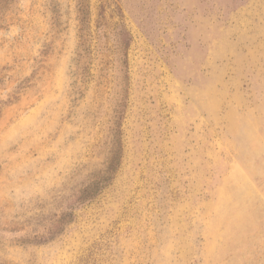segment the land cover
<instances>
[{"label": "rangeland", "instance_id": "obj_1", "mask_svg": "<svg viewBox=\"0 0 264 264\" xmlns=\"http://www.w3.org/2000/svg\"><path fill=\"white\" fill-rule=\"evenodd\" d=\"M0 264H264V0H0Z\"/></svg>", "mask_w": 264, "mask_h": 264}, {"label": "trees", "instance_id": "obj_2", "mask_svg": "<svg viewBox=\"0 0 264 264\" xmlns=\"http://www.w3.org/2000/svg\"><path fill=\"white\" fill-rule=\"evenodd\" d=\"M115 30H116V36L118 38L119 46L120 48L123 47V49H127L130 45V34L129 32L125 29L124 25L122 22H118L115 25Z\"/></svg>", "mask_w": 264, "mask_h": 264}]
</instances>
